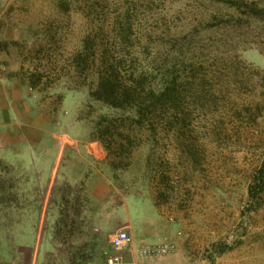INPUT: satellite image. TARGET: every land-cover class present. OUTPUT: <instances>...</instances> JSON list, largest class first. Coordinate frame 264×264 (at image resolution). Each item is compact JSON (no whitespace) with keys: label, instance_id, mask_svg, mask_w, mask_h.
<instances>
[{"label":"rangeland","instance_id":"374dc122","mask_svg":"<svg viewBox=\"0 0 264 264\" xmlns=\"http://www.w3.org/2000/svg\"><path fill=\"white\" fill-rule=\"evenodd\" d=\"M256 4L0 0V264H108L118 229L133 236L118 264L165 242L176 264H264ZM106 59L172 88L123 168L93 137L100 115L125 116L89 95Z\"/></svg>","mask_w":264,"mask_h":264},{"label":"trees","instance_id":"16d2710c","mask_svg":"<svg viewBox=\"0 0 264 264\" xmlns=\"http://www.w3.org/2000/svg\"><path fill=\"white\" fill-rule=\"evenodd\" d=\"M251 14L256 17L264 14V0H260V4L251 9ZM82 52L76 55V59H80ZM95 64L96 59L90 60ZM119 60H105L101 62L100 69L95 71L94 79L90 83L89 95L103 103L109 105L115 110L121 111L124 115L121 118L120 124H116L118 120L115 115H100L93 129V137L99 140L108 156L112 157L110 164L114 168H123L129 163H122L125 154H131V149L137 133L145 125V121L152 122L156 114L164 112L168 113L171 106L163 109L166 105V97L170 99L172 88L162 85L159 88L147 86L148 73L141 71L139 73H130L127 76H122L119 71ZM92 71V68H91ZM37 77V79L35 77ZM40 76L39 73L33 74L32 79H29V86L35 88L36 80ZM163 110V111H162ZM171 127L176 125L172 122ZM154 130L157 128L154 127ZM128 156V155H127ZM118 160V161H117ZM261 176L264 174V165L260 170ZM264 180L257 179L255 187L262 188ZM252 189V188H251ZM251 196H252V190ZM62 215V212H61ZM67 217V215L65 214Z\"/></svg>","mask_w":264,"mask_h":264},{"label":"built area","instance_id":"2783aa9c","mask_svg":"<svg viewBox=\"0 0 264 264\" xmlns=\"http://www.w3.org/2000/svg\"><path fill=\"white\" fill-rule=\"evenodd\" d=\"M110 249L105 251L106 259L108 264L120 263L119 253L128 250L133 243L132 234L125 229H118L109 240ZM175 251V245L170 242L161 243L153 246H143L138 250V254L141 256L163 258L170 253Z\"/></svg>","mask_w":264,"mask_h":264},{"label":"crops","instance_id":"0c3cea01","mask_svg":"<svg viewBox=\"0 0 264 264\" xmlns=\"http://www.w3.org/2000/svg\"><path fill=\"white\" fill-rule=\"evenodd\" d=\"M28 144V143H27ZM29 152V151H28ZM33 151H30V153H27L29 154L28 157L31 158V154H32ZM3 158H6L4 156H2ZM56 162V161H55ZM126 264H176L173 260H170L166 258H159V259H156V260H144V259H140V260H135V261H130V262H127Z\"/></svg>","mask_w":264,"mask_h":264}]
</instances>
